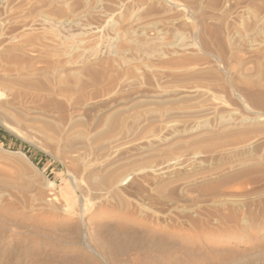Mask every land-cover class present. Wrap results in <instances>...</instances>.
<instances>
[{"label":"rangeland","instance_id":"1","mask_svg":"<svg viewBox=\"0 0 264 264\" xmlns=\"http://www.w3.org/2000/svg\"><path fill=\"white\" fill-rule=\"evenodd\" d=\"M98 1L92 15L72 22L82 0L41 2L22 15L21 0H0V50L38 29L54 43L44 48L52 55L33 56L28 65L0 60V75L44 67L53 76L47 65L55 58L66 68L110 60L116 71L101 85L42 96L0 77V146L22 150L37 167L0 152V164L21 172L18 181L0 176V264H264V125L244 122L246 115L264 117V60L250 63L252 72L225 75L230 50L248 55L252 39H264V23L258 34L242 35L237 0H223V9L204 17L206 60L221 78L172 83L193 66L163 67L164 54L117 51L114 28L127 4ZM85 21L94 27L84 35L90 44L70 36ZM187 25L191 32L171 36L176 42L163 53L192 52L191 42L202 43L194 20ZM195 85L208 92L200 101L138 107L98 134L109 105ZM222 120L237 123L218 133Z\"/></svg>","mask_w":264,"mask_h":264},{"label":"bare ground","instance_id":"2","mask_svg":"<svg viewBox=\"0 0 264 264\" xmlns=\"http://www.w3.org/2000/svg\"><path fill=\"white\" fill-rule=\"evenodd\" d=\"M67 1L69 0H21V3L19 5L21 8L19 7L20 9H18L16 13L22 15L26 10L35 8L36 4L41 2L47 6H54L55 4L63 3ZM97 1L98 0H82L83 3L82 6H84V8H81L78 12H72L69 15L71 16L70 21L73 22L74 20L76 21L79 18L81 19V17L85 16L86 14L88 16V14H90L91 9L94 8L93 6L96 4ZM103 1L101 0L100 3L109 2L108 0L106 1L103 0ZM124 3L127 4L126 5L127 7L122 6V8H124V11L119 15L120 17H118V20L116 21L117 25L114 28V31L118 37L116 39L117 44L115 48L117 49V51L136 49L139 50L140 52L143 51L145 53H150V55H152L151 53L154 52H156L157 55L164 54L165 58L163 57L164 59H162L161 57L160 59L161 66L163 67H167V66L178 67L185 65L193 66L192 67L193 70L192 72H190V74H188V76L183 75V77L181 76L176 77L175 79L169 81L172 83H174L175 81L179 82L181 80H184L185 82L186 79L189 80L204 79L210 81L211 83L221 78V75L216 71L214 67L215 65L213 66L209 64L208 61L206 60L207 56L211 54L210 53L211 51L209 52L208 48L206 47V44H208L209 42H207L208 39L206 40L205 38L206 25H205L204 17L207 12H214V11L218 12L219 10L223 9L224 8L223 0H125V2L121 3V5H123ZM102 7H106V6L102 5ZM233 8H234V12L236 13L235 15L241 22L240 32L242 33V35L248 37L254 34H258L259 30H261L262 28L260 27L261 24L264 23V0H237ZM147 16L150 17L153 16V18L150 19L146 18ZM188 18L194 20L199 35L202 36L201 37L202 43H198L194 41L190 43V48L192 47L193 49H196V52H193L194 50L191 49L192 52H188V51L185 52L183 50L184 51L183 53L181 52L176 53L178 51L171 50V52L173 51V53L174 52L175 53L174 54H172L171 52L163 53V51H165L166 49L165 46L168 45L169 47V45L170 46L173 45L171 44L172 42L173 43L176 42L175 40L172 41L170 39L171 36L177 37L179 36L177 35L178 33H180L181 36V34L185 33V31L186 33L191 32V26L187 25ZM166 22H168L169 24H167ZM175 22H179L182 25V28H184L183 25L186 26L184 32H182L183 29L182 31H180L179 27H178L179 29L177 27L176 28L173 27V24ZM159 23L162 24L166 23V25L168 26L159 27L157 26ZM159 25L162 26L161 24ZM175 25L176 24H174V26ZM92 28L94 27H92L90 22L88 21V23L86 22V28H82L81 31L79 32L73 31L75 33L70 34V36H80L81 41L90 44L91 42L89 41L91 40L93 41V39H91V37L86 39L84 35L91 34ZM17 37H18L17 44H9L7 45V47L0 50V60H4L5 62L14 61L20 64L28 65L30 64L33 56H39L42 53H44L45 55H49V54L52 55V53L48 50L50 45H54L53 39L50 38L51 40L49 42L43 40L45 36H44V31H42V29L41 30L38 29V31L35 32V34L33 35L32 32L30 31L22 32L19 35H17ZM252 41H254V39H252ZM252 41L249 44V50H248L249 52H247L248 55H245L244 53L241 52V50L235 48L230 50L229 57L226 58L227 62H226L225 72L227 74L225 75H229L230 77L231 75L233 76V74H238L239 71H245V72L248 71L249 73V71L251 70L250 68L251 66L249 65L250 63L253 62L261 63V61L263 63L264 39L257 41L255 43ZM33 43H39L41 47L37 48L36 46H33ZM91 45L93 46V44ZM182 45H184V48L189 46V44L188 45L186 44L187 46L185 44ZM45 47H47L48 50L44 49ZM181 47L182 46H180V50L182 51L183 48L181 49ZM161 48L163 49L165 48V49L162 51ZM176 50H179L178 47ZM131 63L129 65V68L133 70L137 68L138 65L137 63L135 62L133 64ZM47 66L51 68L55 67L53 76L49 75L46 68L35 67V68L25 69L24 71L15 72L14 74H10V75L8 72L5 74L3 73L2 75H0V77L3 81L18 84L22 86L24 89L30 90L31 93L39 94L42 96V94L44 95L51 94L53 92L56 91L60 92L66 89H67L66 91L71 89L85 90L87 87H90L91 85H96V86L101 85L104 83L105 80L110 79V76H112L113 72L115 71L114 67L112 66V62L110 60L87 61L79 67L77 66L76 68L73 67L66 68L65 61L63 63V61H61L59 58H55L54 60L49 61ZM208 81L206 82L208 83ZM207 95H208L207 89H204L202 87L200 88L199 86L196 85L194 86V88L192 87L185 90L184 89L175 90L174 88L173 90L167 88H161L159 90L150 93L131 94L128 99L119 100L118 102H115L109 105L108 107H106L104 110H102L103 111L102 113H104L105 115H103L104 116L103 127L98 129V134L106 133L117 127L121 123L123 118L130 111H133L138 107L145 106L146 109H149V111H151V110H155V108H162L163 106H166L168 108L169 106L176 104L178 102H186L189 100L200 101L202 98L206 97ZM34 113H35L33 116L34 118L40 117L39 114L40 112L38 110L34 111ZM262 116L263 115L257 113L253 115H246L245 116L246 119H244L245 121L244 120L242 121L246 122L249 120L248 121L249 126H261V125L263 126L264 117ZM78 119H79V115L76 114L74 120H78ZM240 121L238 122L240 123ZM236 123H237L236 120L235 122L232 123H230L229 121L225 122L224 120H222V123H220L219 126H217V128L214 131H218L219 133V132L231 130ZM242 123L243 122H241V124ZM214 131L211 130L205 131L204 133H201V135L202 136L204 135L206 136L208 134L210 135ZM0 152H3L7 156H13L20 160H23L29 163L30 165H32L34 168H37L29 159L27 154L22 150H12L0 146ZM118 164L119 163L113 162L112 167L111 166L110 167L115 169L116 166L118 167ZM113 169L111 170L113 171ZM0 176L12 181H18L21 179V172L16 165L12 163H3L0 164Z\"/></svg>","mask_w":264,"mask_h":264}]
</instances>
